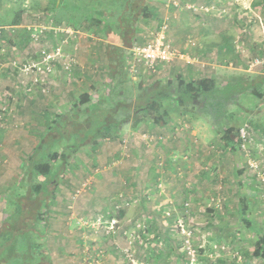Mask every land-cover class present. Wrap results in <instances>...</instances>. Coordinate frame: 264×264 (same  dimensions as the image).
Returning <instances> with one entry per match:
<instances>
[{
	"label": "rangeland",
	"instance_id": "obj_1",
	"mask_svg": "<svg viewBox=\"0 0 264 264\" xmlns=\"http://www.w3.org/2000/svg\"><path fill=\"white\" fill-rule=\"evenodd\" d=\"M70 1L60 11L51 0H0V125L16 113L14 91L24 88L19 99L40 104L32 114L43 121L29 131L36 139L30 157L43 139L58 136L57 115L64 118L58 125L64 137L48 150L60 153L73 145L70 120L82 118L81 112L71 114L76 99L86 95L95 102L108 90L113 43L103 36V25L75 24L70 12L78 8L83 16L85 6ZM145 5L149 17L136 23L126 68L132 93L138 83L175 75L224 84L263 72L264 0H145ZM16 13L20 22L12 25ZM210 25L213 37L200 29ZM157 34L184 60L152 72L133 60L132 49ZM222 42L229 49L219 48ZM47 54L54 55L51 71L33 68L44 66ZM193 58L192 70L186 60ZM1 73L9 80H1ZM228 111L233 118L224 123L240 139L234 152L223 148L213 128L217 123L208 116L177 117L165 127L141 122L136 129L130 120L117 137L69 154L48 185L54 199L44 209L40 198L22 190L26 186L0 180V233L18 209L25 225L43 213L32 237L45 257L34 264H264L254 256L257 237L264 235V86ZM18 126L14 132L29 130L23 121ZM241 209L251 226L243 224Z\"/></svg>",
	"mask_w": 264,
	"mask_h": 264
},
{
	"label": "trees",
	"instance_id": "obj_2",
	"mask_svg": "<svg viewBox=\"0 0 264 264\" xmlns=\"http://www.w3.org/2000/svg\"><path fill=\"white\" fill-rule=\"evenodd\" d=\"M51 1L54 9L66 11L62 10V6L66 5L67 0ZM80 1L85 6L81 7L86 13L82 16V12L74 8V11L70 12L74 23L95 21L103 25V36L113 43L108 47L113 52L107 56L110 65L108 90L95 102L86 95L76 99L78 104L74 105L75 109L71 114L81 112L82 118L70 120L74 124L72 129L75 130L72 135L76 136L73 145H64L60 153H56L52 148L48 150L49 143L55 145L64 137L58 128L64 118L57 115L53 129L57 130L54 132L58 136L43 139L30 157L28 167H22L23 175L19 185L26 186L22 190L29 189L32 195L40 198L41 209L47 207L49 201L54 199V192L49 191L48 185L54 183L69 154L84 144H95L98 140L108 141L117 137L122 127L130 120L131 127L136 129L141 122L150 121L155 126L165 127L177 117L191 115L196 119H205L208 116L217 123L213 128L219 135L223 148L232 152L239 149L240 139L237 131L224 123L225 119L233 118L228 107L236 105L243 95L261 92L264 86V70L259 74L224 84L207 77L187 79L182 75H175L150 84L138 83L135 85V93H132L128 88L131 81L126 68L129 51L135 44L136 23L141 16L149 17L150 10L146 7L145 0H88L87 4V0ZM70 2L76 4L74 1ZM19 22L20 16L16 13L11 24L18 25ZM80 106L83 109L80 110ZM57 160L54 168L53 162ZM242 208L245 210V207ZM39 210L40 208L37 209ZM242 212L241 209L243 224L251 226L252 222L247 218V213ZM21 213L23 214L22 210L18 209L1 229L0 264H34L45 257V250H42L32 237L38 232L36 228L42 221L43 213H37L34 222L28 225L22 222ZM254 246V256L264 258V235H258Z\"/></svg>",
	"mask_w": 264,
	"mask_h": 264
},
{
	"label": "crops",
	"instance_id": "obj_3",
	"mask_svg": "<svg viewBox=\"0 0 264 264\" xmlns=\"http://www.w3.org/2000/svg\"><path fill=\"white\" fill-rule=\"evenodd\" d=\"M190 7L192 6H189V8ZM169 9L176 10V8L173 7L172 5L169 6ZM174 24L176 25L177 23L174 21L170 23V27L171 26L173 27ZM202 26H207V24L202 23ZM21 27L22 26H18V28H21ZM200 29L205 30V34L209 33L211 37H213L215 34L214 29L211 27V25L208 27V29H206L205 27H200ZM208 40L211 41V38ZM208 40H204V41H208ZM218 47L221 49H229L230 43L222 42ZM1 51H3V49ZM194 58L192 59V61H190V59L186 60V62H189L188 66L192 70H193V67H192L193 62H196ZM1 59L3 60L7 59L6 52L1 54ZM179 60H184V59L182 57ZM3 79L9 80L6 73H1V80ZM11 80H13V82H16L14 78ZM23 87H25V85ZM22 89L24 88H17L16 89L17 91H14V94L15 92L16 93L19 92V95L15 94L13 97V102H14L13 109L14 111H16V113L10 115L8 119L4 121V124L0 125V173H1L0 180H1V183H8V184L11 183L14 185L20 182V176L23 171L22 167L26 166L24 164L25 159L29 158L32 154L33 149H35L36 139L32 138L29 135V131L30 129H33V128L35 130V127L37 126L43 125L42 123L43 121L38 119L35 115L32 114V111L35 110V106L37 105V109H38L41 105L31 100L27 101L26 99L22 97H21L22 100H20L19 98L20 96H22L21 94L23 95L26 94V92ZM12 95L13 93H10L8 96L11 97ZM35 98L36 97L33 96V99ZM48 102H51V101H48ZM53 104L54 103H52L51 105ZM22 121H23V124L24 123L27 124V127L29 126L28 128L29 130L26 131L27 133L22 132L21 130H19L18 132H14L19 127L18 125H22ZM22 151H25V152H22Z\"/></svg>",
	"mask_w": 264,
	"mask_h": 264
},
{
	"label": "built area",
	"instance_id": "obj_4",
	"mask_svg": "<svg viewBox=\"0 0 264 264\" xmlns=\"http://www.w3.org/2000/svg\"><path fill=\"white\" fill-rule=\"evenodd\" d=\"M53 56L54 55L52 54L45 55V65H33V68L38 71H51ZM132 57L135 62L142 63L147 69L155 72L158 65L168 64L174 59H181L183 55L177 50H174L162 35L157 34V36L149 43L141 46H134L132 49Z\"/></svg>",
	"mask_w": 264,
	"mask_h": 264
}]
</instances>
